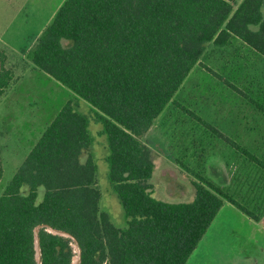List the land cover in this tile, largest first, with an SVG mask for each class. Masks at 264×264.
I'll return each mask as SVG.
<instances>
[{
	"label": "trees",
	"instance_id": "obj_1",
	"mask_svg": "<svg viewBox=\"0 0 264 264\" xmlns=\"http://www.w3.org/2000/svg\"><path fill=\"white\" fill-rule=\"evenodd\" d=\"M264 0H65L30 51L47 72L96 111L109 141L110 179L127 217L101 209L90 117L66 103L0 196V264H186L229 201L200 177L192 202L155 197L151 129L202 59L209 42L241 39L264 56ZM13 80L0 51V99ZM242 149L243 154H249ZM86 159H83V156ZM254 160H259L252 156ZM40 188L44 196L39 201ZM63 230L72 237L53 233Z\"/></svg>",
	"mask_w": 264,
	"mask_h": 264
},
{
	"label": "rangeland",
	"instance_id": "obj_2",
	"mask_svg": "<svg viewBox=\"0 0 264 264\" xmlns=\"http://www.w3.org/2000/svg\"><path fill=\"white\" fill-rule=\"evenodd\" d=\"M64 1L46 0L41 16ZM241 1L233 0L236 8ZM262 11L264 15V5ZM45 24L41 19L30 29H10L27 33L14 39L15 44H10L9 36L0 42V50L7 54L5 65L14 75L0 99V196L48 125L71 101L90 117L93 142L87 155L92 154L97 164L101 209L117 227L125 228V210L110 179L108 136L95 109L36 67L29 54ZM141 140L153 150L155 197L192 202L195 182L205 177L258 216L242 214L226 201L186 264H264V56L237 37L225 46L209 42L173 102ZM43 196L40 188L39 201ZM73 246L74 262L80 248L75 241Z\"/></svg>",
	"mask_w": 264,
	"mask_h": 264
},
{
	"label": "crops",
	"instance_id": "obj_3",
	"mask_svg": "<svg viewBox=\"0 0 264 264\" xmlns=\"http://www.w3.org/2000/svg\"><path fill=\"white\" fill-rule=\"evenodd\" d=\"M45 1L46 0H0V29H4L3 31H0L2 32L0 33V42L1 40L5 39V36H9L10 39H13L11 40L10 44H15L14 39L25 37L24 33H27L24 31L22 32L16 31L17 28L30 29V28L35 27L34 25L35 22H40L41 19H44L46 24L40 27L41 33L38 35V38H39L43 30L49 25L54 15L56 14L57 10L61 6V3H59L56 7H53V8L51 7V10L47 11V15L43 17L41 16V14L45 12L44 10V4H46ZM13 3H14L13 7L15 9L14 15H13V19L9 22V20L7 21V18H9L7 17V14L10 12L9 11L10 6ZM10 29H16V30H13V32H9ZM0 51L4 53L5 59H6V55H7L6 52L4 50H0ZM8 69H11V68H8ZM231 205H234V204L232 203ZM239 210L241 211L240 213L242 214L244 213L241 209Z\"/></svg>",
	"mask_w": 264,
	"mask_h": 264
},
{
	"label": "water",
	"instance_id": "obj_4",
	"mask_svg": "<svg viewBox=\"0 0 264 264\" xmlns=\"http://www.w3.org/2000/svg\"><path fill=\"white\" fill-rule=\"evenodd\" d=\"M41 227L42 226H38L35 229L37 260H38L39 264H42V259H41L42 253H41L40 238H39V230H40ZM48 230L51 231V232H53V233H57V234L66 235V236L72 237L74 239V237L71 234H69V233H67V232H65L63 230L55 229V228H52V227H48ZM80 260H81V249L79 251V257H78V259L75 260L72 264H79Z\"/></svg>",
	"mask_w": 264,
	"mask_h": 264
}]
</instances>
